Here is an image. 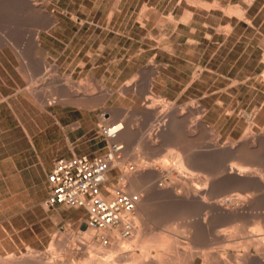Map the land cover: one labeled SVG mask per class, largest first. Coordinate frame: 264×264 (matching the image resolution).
I'll return each instance as SVG.
<instances>
[{
  "label": "rangeland",
  "instance_id": "obj_1",
  "mask_svg": "<svg viewBox=\"0 0 264 264\" xmlns=\"http://www.w3.org/2000/svg\"><path fill=\"white\" fill-rule=\"evenodd\" d=\"M44 1L56 23L45 29L41 22L22 25L10 17L14 30L8 23L11 29H5L10 35L6 39L10 38L0 48V259L51 254L59 264H80L90 254L97 261V254H89L79 235L83 211L76 214L75 209L62 205H44L47 186L40 174V159L51 152L53 163L67 140L62 132L51 128L55 120L45 116L60 108L56 86H76L74 89L91 93L89 99H82L91 108L73 104L89 112L82 115L76 110L60 118L64 124L79 121L83 130L91 129L87 136L103 141L105 146L99 125L108 127L113 122L101 115L109 109L123 108L129 113L152 110L159 121L152 123V128L170 110L185 115L190 109V124L200 118L207 128L213 127L221 134V140L237 137L245 125L239 113L252 110L264 99V94L258 96L251 90L254 85L260 87L256 78L264 69V0ZM215 3L219 8L214 7ZM234 6L244 8L242 16L225 11ZM7 21L4 26H8ZM15 28L21 29L11 35L9 30ZM34 28H40L42 48L34 51L27 46L20 59L17 50L28 44L29 30ZM31 55L45 57L51 67L47 65L32 74L28 63ZM134 63L142 69L132 75ZM146 64H152L157 72L152 83ZM26 70L32 74L31 79ZM52 77L56 83H49ZM29 85L47 93L50 104L46 111L21 93ZM197 107L204 110L200 116L194 112ZM137 117L131 128L140 126ZM119 142L126 151V143ZM139 150L134 158L122 157L126 158L125 168L131 165L136 170L158 157H148ZM155 167L160 169L158 164ZM120 175L121 171L117 172L107 184L114 185ZM170 177L164 174L153 183L165 188L166 182L172 181ZM180 240L186 241L184 236ZM136 248L134 251L139 253Z\"/></svg>",
  "mask_w": 264,
  "mask_h": 264
},
{
  "label": "bare ground",
  "instance_id": "obj_2",
  "mask_svg": "<svg viewBox=\"0 0 264 264\" xmlns=\"http://www.w3.org/2000/svg\"><path fill=\"white\" fill-rule=\"evenodd\" d=\"M46 6L44 0H0V48L10 38L6 39L9 34L5 31L7 27H13L8 20L10 17L22 25L23 22H41L45 29L52 27L56 20ZM242 8L227 7L225 11L230 14L234 11L240 16L244 11ZM6 21L10 26H4ZM19 30H9V33L12 35ZM28 39V44L17 50L20 59H23L20 54L25 47L34 51L42 48L40 28L29 30ZM44 58L29 57L32 74L47 65L51 67L52 64H47ZM29 74L30 78L32 74ZM256 80H259L260 87L257 89L254 85L255 89L251 90L259 96L264 94V69ZM56 82L57 79L49 78V83ZM65 82L68 83V79ZM61 86H56L57 92L53 89L59 93V104L91 108L82 103L84 97L89 99L91 96L88 90L82 92L74 89L76 86ZM21 93L29 95L41 110H47L50 103L45 90L29 85ZM203 111L197 107L194 112L200 116ZM187 112L192 114L190 109ZM187 112L180 115L177 109H172L166 112L160 124L158 116L150 109L134 113L124 108L109 109L102 113V117L112 120L110 132H115L116 140L126 143L127 149L122 157H136L139 148L148 157H158L132 172L124 167L126 158L113 162L107 180L112 181L121 171L118 178L126 180L127 190L142 196L135 212V228L127 238H118L116 231L81 229L82 245L90 249L89 254L90 251L97 254V261L90 254L82 258L80 264H264V99L252 110H242L239 120L245 125L241 133L223 140L218 131L207 128L200 118L190 124L193 120L190 118V121ZM136 115L140 116L137 117L141 120L140 126L132 129ZM156 120L158 125L154 124L152 128ZM150 129L151 132L146 133ZM172 146L178 147L176 151L169 150ZM156 164L160 166L159 170ZM164 174H170L172 181L166 182L165 188L154 185L153 181ZM75 212L80 213L77 209ZM101 234L111 238L108 246L101 243ZM183 236L185 242L180 240ZM135 247L139 253L134 251ZM50 255L29 253L19 260L9 256L0 259V264H59Z\"/></svg>",
  "mask_w": 264,
  "mask_h": 264
},
{
  "label": "built area",
  "instance_id": "obj_3",
  "mask_svg": "<svg viewBox=\"0 0 264 264\" xmlns=\"http://www.w3.org/2000/svg\"><path fill=\"white\" fill-rule=\"evenodd\" d=\"M99 129L106 140L104 152L95 156L73 154L53 161L46 175L44 205L82 210L86 228L116 231L118 238H127L135 228V212L142 196L129 192L125 179L117 178L114 185L107 184L111 165L122 158L124 145L116 140L115 132H110V126L99 125ZM128 170L134 171L133 166ZM99 239L105 246L111 242L108 235L101 234Z\"/></svg>",
  "mask_w": 264,
  "mask_h": 264
},
{
  "label": "crops",
  "instance_id": "obj_4",
  "mask_svg": "<svg viewBox=\"0 0 264 264\" xmlns=\"http://www.w3.org/2000/svg\"><path fill=\"white\" fill-rule=\"evenodd\" d=\"M195 14V12H194ZM137 57V56H135ZM130 62H132V57H130ZM135 68L134 71L132 72V75L134 74H138V72L142 69V67L140 68L139 65H136V63H134ZM150 67L149 71H146V73L148 75H150L151 78V83L154 80V75L157 73L154 69V67L152 66V64H146ZM151 65V66H150ZM145 66V65H143ZM139 81L137 79V85H138ZM150 83V84H151ZM83 102V101H82ZM60 108H57L56 112H52L49 113L48 115H45L47 117H50V119H54L55 121L51 122V128L53 127L56 130H59L60 132H62L65 137H66V145L64 146V148L59 151L56 152V155L59 157H69L73 154H87L90 156H95V155H99L102 152L105 151L106 146L105 143L102 141H93L94 138H92L91 136H87V133L91 130H83L81 127V123H79V121H74V122H70L68 124H64L61 121V116L68 114L69 112L72 111H76L79 110V112L84 115L86 112H89V109L87 108H75L74 105L71 104H67V105H63V104H59ZM77 124V125H75ZM75 125V126H74ZM83 130L82 134H78L79 132H81ZM25 132V131H24ZM72 135V136H71ZM104 150V151H102ZM102 151V152H101ZM52 153L49 152L46 155H44V157L42 159H40V174L44 175V181L43 183L46 184V175L49 172L51 165H52Z\"/></svg>",
  "mask_w": 264,
  "mask_h": 264
},
{
  "label": "water",
  "instance_id": "obj_5",
  "mask_svg": "<svg viewBox=\"0 0 264 264\" xmlns=\"http://www.w3.org/2000/svg\"><path fill=\"white\" fill-rule=\"evenodd\" d=\"M85 228H86V225H85L84 223H82L81 226H80V229L83 230V229H85Z\"/></svg>",
  "mask_w": 264,
  "mask_h": 264
}]
</instances>
